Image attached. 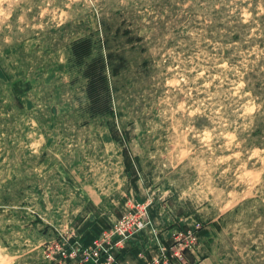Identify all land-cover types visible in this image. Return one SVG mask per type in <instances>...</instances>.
<instances>
[{
  "label": "rangeland",
  "instance_id": "obj_1",
  "mask_svg": "<svg viewBox=\"0 0 264 264\" xmlns=\"http://www.w3.org/2000/svg\"><path fill=\"white\" fill-rule=\"evenodd\" d=\"M0 264H264V0H0Z\"/></svg>",
  "mask_w": 264,
  "mask_h": 264
},
{
  "label": "trees",
  "instance_id": "obj_2",
  "mask_svg": "<svg viewBox=\"0 0 264 264\" xmlns=\"http://www.w3.org/2000/svg\"><path fill=\"white\" fill-rule=\"evenodd\" d=\"M76 47L78 49L76 54L78 57L82 58L84 55L88 54V46H92L91 41L89 40H79L77 41ZM80 44V45H79ZM87 47V48H86ZM90 50V48H89ZM105 60L102 56L95 59L91 64L88 66V70L86 71L87 75L90 77L89 86L90 91H95L93 96L91 97V106H93L96 112H100L103 110H110V103H111V96L110 93L107 95L104 94L101 96V92L108 90V80L105 71ZM104 93V92H103Z\"/></svg>",
  "mask_w": 264,
  "mask_h": 264
}]
</instances>
